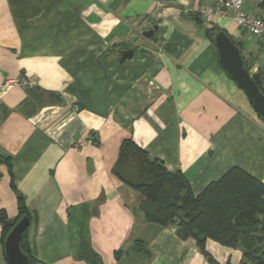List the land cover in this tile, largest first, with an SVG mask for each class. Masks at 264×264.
<instances>
[{
  "label": "crops",
  "instance_id": "0c3cea01",
  "mask_svg": "<svg viewBox=\"0 0 264 264\" xmlns=\"http://www.w3.org/2000/svg\"><path fill=\"white\" fill-rule=\"evenodd\" d=\"M215 2L0 0V209L13 220L23 196L35 264H90L84 243L101 264H211L175 224L147 221L113 167L131 139L182 172L195 196L232 167L264 183V121L209 33L240 43L263 87L264 53L231 17L197 13ZM243 10L264 16L260 0ZM20 78L29 83L10 82ZM205 248L220 264L243 259L211 239Z\"/></svg>",
  "mask_w": 264,
  "mask_h": 264
},
{
  "label": "trees",
  "instance_id": "16d2710c",
  "mask_svg": "<svg viewBox=\"0 0 264 264\" xmlns=\"http://www.w3.org/2000/svg\"><path fill=\"white\" fill-rule=\"evenodd\" d=\"M233 42L241 51V44ZM243 60L250 73L252 62L244 57ZM251 76L264 93L260 72ZM3 161L12 176L10 158L5 157ZM113 173L141 195L140 209L147 221L160 225L175 224L176 234L181 239L193 238L211 264L220 263L207 252L205 243L208 239L240 249L243 255L240 264H264V183L243 169L232 167L195 196L182 172L168 170L161 160L150 157L143 148L126 139L120 146ZM11 186L14 187L13 177ZM17 205L18 214L13 220L8 219L4 209H0L2 244L19 218L27 215L31 221L21 194H17ZM29 227L22 235L20 246L28 255L29 264H35L27 240ZM138 248L141 245L138 244ZM80 256L90 264H101L86 243Z\"/></svg>",
  "mask_w": 264,
  "mask_h": 264
},
{
  "label": "water",
  "instance_id": "95a60500",
  "mask_svg": "<svg viewBox=\"0 0 264 264\" xmlns=\"http://www.w3.org/2000/svg\"><path fill=\"white\" fill-rule=\"evenodd\" d=\"M260 3L264 9V0H260ZM157 28L158 26L154 25L145 30L143 35L151 38ZM210 36L216 47L220 66L227 76L244 91L257 116L264 121V93L245 68L240 48L222 29L212 31ZM132 55V49L124 50L121 52L120 61L129 59ZM29 223V217L24 215L7 233L3 242V253L7 264H29V257L20 246L22 235Z\"/></svg>",
  "mask_w": 264,
  "mask_h": 264
},
{
  "label": "built area",
  "instance_id": "2783aa9c",
  "mask_svg": "<svg viewBox=\"0 0 264 264\" xmlns=\"http://www.w3.org/2000/svg\"><path fill=\"white\" fill-rule=\"evenodd\" d=\"M243 3L244 0H217L215 6H201L197 12L205 17L212 14L220 17H231L241 30L260 42L264 52V16L244 11ZM10 82L21 85L29 83L24 78L10 80ZM75 109H77V106ZM80 144H82V141Z\"/></svg>",
  "mask_w": 264,
  "mask_h": 264
},
{
  "label": "rangeland",
  "instance_id": "374dc122",
  "mask_svg": "<svg viewBox=\"0 0 264 264\" xmlns=\"http://www.w3.org/2000/svg\"><path fill=\"white\" fill-rule=\"evenodd\" d=\"M216 2H217V0H216ZM216 2H215V4H216ZM215 6V5H214ZM262 52H263V50H262ZM264 53V52H263ZM32 232H28V236H27V240H28V244L29 245H31L32 244V234H31ZM35 263H36V261H35Z\"/></svg>",
  "mask_w": 264,
  "mask_h": 264
}]
</instances>
